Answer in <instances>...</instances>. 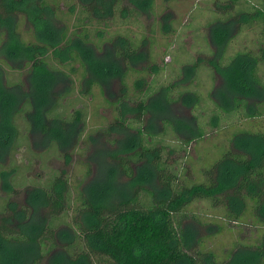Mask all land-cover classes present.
Masks as SVG:
<instances>
[{"label":"trees","instance_id":"trees-1","mask_svg":"<svg viewBox=\"0 0 264 264\" xmlns=\"http://www.w3.org/2000/svg\"><path fill=\"white\" fill-rule=\"evenodd\" d=\"M212 1L223 9H212L219 15L212 22V42L220 51L210 62V77L217 72L225 91L234 93L228 104L210 97L213 105L208 109V123L218 130L222 119L231 122L237 115L245 122L264 118V0ZM151 9L152 0H0V150L9 151L13 143L4 140L14 141L18 136L9 115L22 100L20 91L12 89L20 80L5 82L3 64L28 69L31 87L26 121L30 126L32 121L39 123V131L60 144L58 134L63 132V140L68 138L67 128L81 121V111L75 110L71 119L54 112L58 101L50 92L58 76L66 73L51 62L60 66L78 63L83 69L81 77L91 86L95 81L86 77L87 68L99 77L106 64L92 53V60L86 59L77 43L99 47L92 39L108 40L104 35L107 27L136 23ZM71 15L69 25L64 19ZM21 18L28 23L33 40L20 35ZM91 24L98 26L91 31L87 28ZM237 25L258 29L254 48L225 56L231 26ZM109 40L114 45L112 56L126 60L120 72V95L113 101L116 114L107 130L109 136L113 132L124 135L112 139L117 147L107 152L114 160L107 170L109 186L99 189L94 185L90 192H78L73 222L64 224L68 230L59 225L69 206V185L63 171L46 186H33L24 204L6 200L0 210V264H264V125L234 128L227 143L215 145L211 155L199 158L203 165L196 173L200 176L190 174L188 168L181 173L169 168L162 156L167 145L158 137L161 132H151L148 118L153 88L147 80L157 68L147 67L148 79H135L129 93L124 76L140 46L120 32ZM144 41L142 36L140 44ZM192 66L195 73L191 78L184 79L181 66L177 77L159 87L161 106L168 108L182 100L186 91L179 90L181 83L194 81L201 64L195 60L187 67ZM194 91L193 110L201 106V95ZM169 118L173 133L178 127H189V137L180 139L182 150L206 137L201 126L190 127L182 119ZM140 167H148V174L137 173ZM11 170H0V187L15 194ZM122 174L127 181L120 188L118 183L116 187L110 184ZM155 182L161 187L159 193L152 188ZM197 201L205 202L212 212L207 222L190 212V205ZM188 221L213 225L216 233L232 231L230 246L220 248L200 241L189 234ZM59 234L66 237L59 238Z\"/></svg>","mask_w":264,"mask_h":264},{"label":"rangeland","instance_id":"rangeland-1","mask_svg":"<svg viewBox=\"0 0 264 264\" xmlns=\"http://www.w3.org/2000/svg\"><path fill=\"white\" fill-rule=\"evenodd\" d=\"M212 9L220 11L223 8L221 4L215 5L212 0H152L151 12L140 16L136 23L107 27V32L104 33L108 38L106 41H100L97 36L92 39V43H98L99 47L79 41L77 46L80 47L82 56L91 59L90 54L92 53L94 58H99L106 64L105 70L99 77L97 74L91 73L90 68H87L86 77L90 76L95 81L91 86H87L85 79L81 77L83 69L78 63L60 66L52 61L53 67L63 69L68 75H59L50 92L51 98L58 101L54 112H60L64 118L71 119L72 112L79 109L81 121L73 126H68L70 135L65 140H63V132H60L58 136L62 141L57 144L55 139H47L44 133L39 131V123L36 124V121H32L31 126H27L24 117L16 114L15 123L18 136L14 141H11L13 146L9 151L0 150V170L12 169L10 173L13 175L10 177V181L16 193L11 194L9 189L0 187V210L8 199L24 204L30 196L33 186H46L51 178L63 171L62 174L67 178L69 185V206L64 212L63 223L59 225L60 228L67 229V225L64 224L73 222L78 192L84 190L90 192L94 185H97L99 189L109 186V183L106 185L107 170L109 163H114V160L109 158L107 152L117 147L115 142L112 143V139L120 136L124 138L121 132H113L109 136L107 131L108 125L113 122L116 114L113 101L120 95L122 88L120 72L125 69L126 64L125 59L112 56L114 45L109 38L117 32L127 35L134 40V44L140 46L130 62L131 64L128 63L131 67L126 69L124 76L129 93L133 90L135 79L141 76L148 79L149 69L147 67L157 68V73L147 80L148 85L153 88L149 98L151 106L148 112V118L150 117L152 121L150 122L148 119V122L151 123V132H161L158 137L162 139L163 145H167L162 156L167 161L169 168L174 167V170H178L179 173L188 168L190 174L195 173L200 176L196 173V170L203 165L199 158H203L205 154L211 155L210 148L214 149L215 145L227 143V137L230 136L234 128H251L252 124L254 126L264 125V118L259 117L252 122H245L239 118L240 115L233 118L231 122L228 118L227 122L222 119L218 130L212 129L208 123L211 114L208 109L213 105L210 97L214 101L228 104V98L234 94L225 91V88L222 87L224 80L220 74L214 71V76L210 77L211 70H213L210 62L218 58L217 54L220 51L219 47L212 42V28L215 25L212 22L215 17L219 16ZM73 18L74 15H71L64 20L70 25ZM25 22L24 18L20 19L18 31L25 40H33L32 31L28 23ZM97 26L91 24L87 28L92 31ZM229 33L230 40L227 43L226 51L223 52L225 56H232L237 50L254 48L255 40L258 37V29L247 26H242V28L238 25L231 26ZM142 36H145V41L140 44ZM195 60L201 66L194 81L192 79L181 81L179 90L186 91L182 100L169 105L168 108L161 106L163 94L159 87L177 77L181 72L179 68L181 66H183L184 79L191 78L195 69L193 66H187ZM71 66L75 67L72 71L69 70ZM3 67L8 81L21 80L22 87H26L25 81L29 71L25 66L19 70L4 64ZM95 70L101 69L95 68ZM28 86L30 87L29 79ZM193 90L201 95V106L195 110L191 107L195 99L191 93ZM199 112H201V116L198 115ZM169 116L182 119L190 127L201 126L206 137L196 143L190 142L187 144L188 146L184 145L185 149L182 150L180 139L189 137V127L184 129H181L182 126L178 127V132L173 133L167 124V120H170ZM47 122L51 123L50 120ZM218 149L219 147L216 148V151ZM148 172V167H140L137 170V173L143 175ZM126 181L127 178L122 174L118 180L110 184L115 183V187L119 184L120 188ZM154 187L152 188L159 193L161 187L156 182ZM189 209L190 212L198 215L202 222H207L212 213L203 201L195 202L190 205ZM40 213L44 214V211ZM186 225L189 234H193L206 244L220 248L230 246L232 231L222 230L220 233H216L217 228L213 225H199L195 221H188ZM245 233L248 234V231ZM64 237L66 235L59 234V238Z\"/></svg>","mask_w":264,"mask_h":264},{"label":"flooded vegetation","instance_id":"flooded-vegetation-1","mask_svg":"<svg viewBox=\"0 0 264 264\" xmlns=\"http://www.w3.org/2000/svg\"><path fill=\"white\" fill-rule=\"evenodd\" d=\"M5 70V69H4ZM29 74V73H28ZM28 78H27V80L25 81L26 82V87L24 88V87H22V82H21V80H20V83H19V86L18 87H14V88H12V89H15V90H19L20 91V93H21V101L15 106V108L13 109L14 110V112H13V110H12V112L10 113V115H9V117H11V122L16 126V123H15V116H16V114L18 115H21V117L23 116L24 117V120L26 121L27 119H26V117H25V115H26V111H27V108H28V97H27V92L30 90V87H31V83H30V81H29V83H30V87L28 86V79H29V75L27 76ZM3 78H4V81L6 82H13V81H8L7 80V78H6V74H5V71L3 72ZM14 81H16V80H14ZM11 88V87H10ZM76 110H79V109H76ZM80 111V110H79ZM18 112H20V113H18ZM74 112V111H73ZM72 112V113H73ZM20 117V118H21ZM26 123H27V121H26ZM27 126H29L28 125V123H27ZM4 141H6L7 143H10L11 141H8V140H4Z\"/></svg>","mask_w":264,"mask_h":264}]
</instances>
